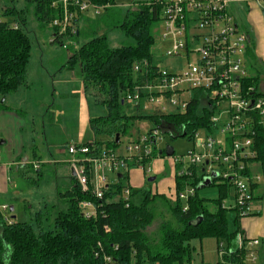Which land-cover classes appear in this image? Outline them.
<instances>
[{"label": "trees", "instance_id": "16d2710c", "mask_svg": "<svg viewBox=\"0 0 264 264\" xmlns=\"http://www.w3.org/2000/svg\"><path fill=\"white\" fill-rule=\"evenodd\" d=\"M15 1L7 0L9 3L4 5L0 14L5 17V20H0V112L8 109L2 99L27 84L31 41L24 29L32 13L39 27L53 29L52 43L64 45V38L78 42L80 36L87 39L71 51L68 65L71 69L76 64L79 65L84 92L93 93L96 102L107 109L106 115L90 118L94 135L100 137L93 141L95 154H100L103 149L116 151L121 136L128 135L137 122L141 121L149 120L159 127L171 126L176 132L173 136L188 137L190 140L203 127L209 128L211 111L202 109L199 92L184 114L156 116L135 113L128 115L125 112V107L130 105L123 102V98L134 84V64L145 58L154 59L156 55L153 50L156 44L153 28L159 23L162 10L154 4V0H138L125 12L114 10L116 0H92L95 5L103 7L104 19H92L79 13L74 21L77 31L72 32L69 28L63 35L59 34L60 27L53 25V21L63 15L61 6L53 5L56 0H22V8L17 7ZM84 18L86 22L93 20L89 29H84L79 24ZM14 23L19 27L14 28ZM100 24L120 29L134 43L111 47L106 33L97 34L96 29ZM247 60L252 74L245 85L258 86L261 76L255 66L258 59L253 42L248 47ZM254 131L252 149L255 157L250 158L249 162L258 163L264 170V124L256 120ZM103 136L109 139L101 138ZM91 144L87 143L89 146ZM157 156L155 151L149 158ZM147 160L148 158L133 165L145 166ZM180 169L181 166H175L170 186L174 198L170 210L176 224H161L158 247L153 246L146 231L155 220L156 202L159 199L169 201L164 193L152 192L144 186H132L129 172L123 173L116 182L109 184L97 217L87 219L79 203L85 199L94 200L93 195L82 191L75 177H71L70 186L65 191L58 192V200L62 206L52 207L47 230L42 227L36 230L32 223L18 222L12 218V223H9L0 211V264H104L102 252L113 256L116 264H193L194 240L215 238L217 244L224 242L226 247L234 248L241 226L240 216L235 209L237 229L233 232L228 229V210L223 206V199L228 195L229 183L222 181L218 184L219 198H202L197 192L202 176L198 175L196 167L190 168V174H181ZM246 172L250 174V169L247 168ZM214 183L215 181L211 182ZM187 185L194 186L196 192L185 202L180 199L179 194ZM128 186L131 189L130 204L127 206L122 198L114 201ZM257 187V183L252 185L253 190ZM210 202L216 205L214 211L209 209ZM37 214L40 217V212ZM198 217L203 218L199 225L189 224ZM238 252L228 259L243 264ZM218 264H222L221 261Z\"/></svg>", "mask_w": 264, "mask_h": 264}, {"label": "built area", "instance_id": "2783aa9c", "mask_svg": "<svg viewBox=\"0 0 264 264\" xmlns=\"http://www.w3.org/2000/svg\"><path fill=\"white\" fill-rule=\"evenodd\" d=\"M153 2L162 10L158 37L162 51L156 53L154 59L145 58L134 64V84L123 102L147 115L184 114L199 92L202 109L211 111L209 128L200 129L205 131L204 138H198V132L195 133L194 140L198 138L199 151L189 152L187 165L179 157L174 158V165L181 166V174H190L191 167H196L197 172L200 169L202 182L209 177L212 181L221 179L232 184L235 187V209L240 217H248L253 213L255 201L252 185L262 181L261 175H251L246 170L249 159L255 157L252 149L254 125L256 120L264 124V92L253 84L245 85V81L251 77L247 50L252 39L236 21L232 10L237 6L257 4L264 13V0ZM58 4L63 15L55 19L53 25L60 27V35L67 33L69 28L72 32L77 31L74 21L79 13L93 11L99 14L103 9L92 0H56L53 3L54 6ZM12 26L19 27L17 23ZM165 57L180 64L164 67L162 63ZM224 114L226 118L222 119ZM162 133L176 132L171 126L159 127L154 124L145 134L137 135L135 132V137L131 136L126 147L130 153L128 156L107 149L95 154L93 141L91 146L68 145L67 151L71 155L68 165L72 177H75L82 191L90 192L96 201L85 199L79 203L85 218L97 217L109 184L113 182L110 174L117 173L119 176L128 173L131 169L129 162L139 163L151 157L157 151L155 145ZM34 168L39 169L40 163H34ZM195 192L194 186L187 185L179 197L187 202ZM119 198L127 206L130 204L129 186L113 200L118 201ZM187 206L186 203L185 209ZM10 208L9 204H0L6 221L12 223L6 213ZM217 246L222 264H240L228 259L237 251L243 264H262L260 251L264 247V236L249 237L240 232L237 235V249L226 247L224 242H219ZM102 257L104 264H116L113 256L102 252Z\"/></svg>", "mask_w": 264, "mask_h": 264}, {"label": "rangeland", "instance_id": "374dc122", "mask_svg": "<svg viewBox=\"0 0 264 264\" xmlns=\"http://www.w3.org/2000/svg\"><path fill=\"white\" fill-rule=\"evenodd\" d=\"M137 1L116 0L117 4L114 10L125 12L127 8L135 5ZM8 3L7 0L0 2V14L5 8L4 5ZM15 5L22 8L24 7V2L16 0ZM90 13L93 15L92 19L98 18V20H101L104 17L103 10L100 14H94L93 11H90ZM232 14L241 25V19L248 18L249 8L246 7L242 11L233 9ZM0 20H5V17L0 15ZM92 21L82 23L81 26L84 29H89ZM160 26L157 23L153 28V33L156 37V44L153 50L158 54L162 51L158 40ZM24 30L31 41V57L28 64L29 87L28 89L24 88L25 90H21L15 95L17 98L16 104H19V106L14 105V107L9 109L16 113L19 121H21L18 122L19 126L16 135H21L23 138V152L30 158L25 167L29 170L25 179H20L17 169L11 172L10 184L5 185L3 192L5 195H0V204L8 203L10 206H14V211H6L7 215L14 221L32 223L36 230L40 227L47 230L49 227L48 217L51 214L52 207L54 205L55 207L62 206V203L58 200V192L65 191L71 183L67 164H55L53 159H70L71 155L67 151V147L70 144L83 145L95 139L99 140L100 137H96L91 129L90 118L106 115L107 109L96 102L93 93L84 92L79 65L76 64L73 69L69 68L68 65L71 51L74 48L77 49L87 40L84 36H80L78 42L64 38V45L52 43L53 29L50 27H39V23L32 13L29 15V21ZM96 30L98 35L104 33L108 35L109 44L113 48L134 43L132 38L126 36L118 28H108L100 24V27ZM174 64L178 66L180 62L165 57L162 66L167 67ZM255 66L258 67L261 76L259 85L256 87L264 92V64L257 60ZM133 108L132 105L125 107V112L128 115L133 113L142 114ZM225 118L226 114L222 116V119ZM152 128L153 123L149 120L137 122L128 135L121 136L120 145L115 152L118 155L128 156L130 153L126 147L131 140V136L135 137V132L137 135L145 134ZM204 137L205 131L199 130L198 138ZM101 138L109 139L107 136ZM198 138L195 137V140H190L188 137L162 133L158 136V141L155 145V150L158 153L156 158H148L145 166L140 167L134 166L133 162H129L131 168L129 180L132 186H144L152 190V192L164 193L169 199L167 202L162 199L156 202L155 220L147 228L146 233L153 246L158 247L160 244L161 224L164 222L176 224L170 210V204L174 202L170 191L173 179V160L179 157L182 159V163L187 165L189 152L192 150L199 151L196 143ZM2 139L3 137L0 136V140ZM66 145L65 151L62 153V149ZM168 145L173 147L174 157L161 156L159 154V151L165 149ZM4 146L3 144L0 145L1 152ZM33 152L38 154L40 161L37 162L41 164L44 171L43 177L38 182L39 185H37L35 180L37 172L31 164L33 162L31 161ZM16 166L19 167L18 165ZM2 171L4 170L0 168V183L5 181V175H3ZM198 175L201 176L200 169L198 170ZM151 177H155V180L150 182L149 178ZM110 178L115 182L118 178L117 173L110 174ZM213 181H215L214 184L197 190L200 197L212 200L220 197V186L218 184L222 181ZM15 190L20 194L18 199L13 195ZM208 206L211 211L216 209L214 202H210ZM223 206L228 210V229L233 232L237 229L235 223L237 213L235 212V187L230 183L228 185V195L223 199ZM39 212L40 217L37 214ZM243 218L245 217H240L239 220L241 227L245 226L246 223L242 220ZM253 220L252 226L264 227V211L258 215V218ZM193 245L195 246L193 264H218L221 258L218 255V246L215 238H205L202 241L194 240ZM261 255L263 259L264 248H262L260 254V261H262Z\"/></svg>", "mask_w": 264, "mask_h": 264}, {"label": "crops", "instance_id": "0c3cea01", "mask_svg": "<svg viewBox=\"0 0 264 264\" xmlns=\"http://www.w3.org/2000/svg\"><path fill=\"white\" fill-rule=\"evenodd\" d=\"M248 8H249L248 18L247 19L245 18L244 20L243 18L241 19V23H242L241 26L247 30V32L249 33L252 39V42L254 43V52L256 54L257 59L260 60L262 64H264V13H263L262 8L257 4H253L252 6ZM234 9H237L238 11L240 10L242 11V9L244 10L246 9V7L243 8V7L237 6V7H234ZM92 16H93L92 13L90 12L86 13V17L91 18ZM237 22L239 23V21ZM82 23H86V18L82 19L79 22L80 25ZM28 82H29V73H28L27 84L25 86H22L16 93H13L5 98L4 101L8 109L2 110L0 112V131H1L0 136L3 137L2 140L4 141L3 143H1L2 140H0V145L1 144L5 145L3 147V151L1 152L0 150L1 158H2L0 161V168L4 170L2 172L4 173L3 175H5V178H4L5 181L3 183H0V195L3 194L5 185L10 184L11 172L14 169H17V174L20 177V179L27 178L26 173L29 170L27 167H25V165L28 163V160L30 158L27 155H25L23 152V146H24L23 138L21 135L19 136L16 135V131L18 130V126H19L18 122H21V121H19L18 119L19 117L17 116V114L12 112V110H10L11 107H14V105L19 106V104H16L17 98L15 97V95L19 93L21 90H25L26 88L28 89L29 87ZM66 147L67 145L63 147L62 153H64ZM31 156H32L31 161H33L31 164L34 166V163H37V161L39 162L40 159L36 152H33ZM53 160L55 164H58V163H62L65 165L67 164L68 169H69V174L72 177V173L68 165V159L67 160L53 159ZM16 165H18L19 167H17ZM174 168H175V165H173V172H174ZM248 168L250 169L251 175H254V174L261 175L262 181L257 183L258 187L254 190V195L257 197V199H255L252 205V209H253L252 215L242 219L246 223H245V226L243 225V227H241V232L249 237H263L264 227L263 226L261 227L252 226V222L254 221L253 220L254 218H258V215L261 214L262 211H264V208L263 210H261L262 207H264V170H262L260 165L256 162L249 163ZM36 172H37V175H36L35 180H36L37 185H39L38 182L41 180V178L43 177V173H44L41 164H40V168L36 169ZM13 195L16 199L20 198L19 197L20 194L17 192V190H15V193ZM5 204H8V203H5ZM13 218H15V216H13ZM261 259H262V255H261ZM261 263L264 264V258L262 259Z\"/></svg>", "mask_w": 264, "mask_h": 264}, {"label": "water", "instance_id": "95a60500", "mask_svg": "<svg viewBox=\"0 0 264 264\" xmlns=\"http://www.w3.org/2000/svg\"><path fill=\"white\" fill-rule=\"evenodd\" d=\"M4 100H5V98L2 99V102H4ZM116 138H117V141H118L119 140V135H117ZM3 142L4 141H1V143H3ZM160 154H165L166 156L171 157V156L174 155V149H173L172 146L168 145L165 149L160 150ZM73 175H74V173H73ZM154 180H155V177L149 178L150 182L154 181ZM211 182H212L211 178H209V177L205 178L204 181L199 185V189L204 187V186L210 185ZM10 210L13 211L14 207L11 206ZM202 220H203L202 217H198V218L190 221L189 224L192 225V226H197V225H199L202 222ZM234 249H237V239H236L235 244H234Z\"/></svg>", "mask_w": 264, "mask_h": 264}]
</instances>
